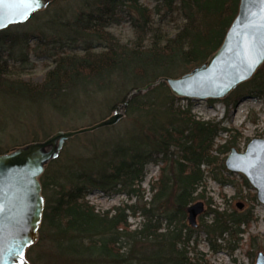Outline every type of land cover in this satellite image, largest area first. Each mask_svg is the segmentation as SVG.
<instances>
[{"label":"trees","instance_id":"16d2710c","mask_svg":"<svg viewBox=\"0 0 264 264\" xmlns=\"http://www.w3.org/2000/svg\"><path fill=\"white\" fill-rule=\"evenodd\" d=\"M81 1L72 21L56 17V31L61 29L68 40L80 39L81 52L58 53L39 82L12 72L11 57L1 56V46L9 39L5 29L0 30V93L17 99L13 109L27 103L60 116L83 115L92 108L103 111L101 115L117 110L124 114L116 125L67 139L58 156L46 163L39 176L44 209L38 239L26 253L47 243L66 264H198L193 261L198 257L188 255L194 251L190 241L196 239L184 221L186 208L203 185L201 166L214 162L215 137L228 130L219 122L197 118L191 102L182 105L181 98L170 93L165 78L188 72L220 46L239 0H154L152 8L139 0ZM122 7L129 11L134 32L129 43L104 32ZM162 10L182 16L183 23L171 36L153 24V16ZM31 37L33 33L11 36L9 45ZM38 37L46 40L42 34ZM93 39L104 40V47L93 50ZM149 83L154 84L142 91ZM246 90L264 96V62L232 95ZM1 117L0 153L49 136L44 132L42 139L34 135L8 148L2 144L7 117ZM36 118L37 125L45 123L42 114ZM149 163L160 167L145 198L141 183ZM243 183L249 186L244 177ZM93 191L133 201L100 212L86 199ZM205 213H212L210 223H201L211 251L221 248L216 239L242 232L240 225L252 220L247 212ZM130 216L141 218L133 228Z\"/></svg>","mask_w":264,"mask_h":264},{"label":"rangeland","instance_id":"374dc122","mask_svg":"<svg viewBox=\"0 0 264 264\" xmlns=\"http://www.w3.org/2000/svg\"><path fill=\"white\" fill-rule=\"evenodd\" d=\"M139 2L149 8L155 5L154 0H139ZM81 3V0H50L44 9L35 12L26 21L11 24L5 28V36L9 40L1 46V56L2 58L11 57L9 62L13 73L24 80L39 82L46 70L54 65L53 60L58 53L81 52L83 43L80 39L68 40L62 35L61 29L56 31L58 30L57 15L61 16V20L72 21L73 14L80 9ZM122 8L123 11H118L109 19L110 22L104 27V32L114 35L120 43H129L134 32L129 11ZM182 23V16L176 10L169 13L162 10L159 15L153 16L154 26L159 27L161 33L166 36L173 35ZM25 33H33L34 37L28 41L14 42L12 46L9 45L12 42L11 36L22 38ZM41 34L46 40L40 41L38 36ZM92 41L93 50L99 51L104 47V40L93 39ZM237 87L225 98L180 99L182 105L191 102V111L197 118L219 122L221 127L228 130L219 132L215 137L212 151L214 162L212 165L201 166L204 172L203 185L198 189V195L192 201L200 200L205 207L204 212L197 217L198 225L193 228L195 231L192 238L196 239V243L190 241V248L193 247L194 251L188 253L190 257L199 258L193 260L198 264H255L256 253L259 251L264 253V204L258 202L256 196L255 199L252 198L255 190L243 183V175L228 171L224 165L230 148L235 147L243 151L251 138H264V96H256L246 90L234 98L232 94ZM141 90L143 91L144 87ZM16 102L17 99L14 96L0 93V121L1 116L7 117L5 127L2 125V144L8 148L30 141L34 135L42 139L44 132L47 133L46 135H51L57 130L75 129L70 126L72 124H79L77 127L86 126L85 123L90 120L92 124L112 114L102 113L101 115L103 111L92 108L83 115L60 116L44 107L40 109L27 103L20 104L18 109H13L14 104H18ZM37 113L42 114L45 120V123L40 126L36 123ZM123 118L124 116L121 119ZM223 145L226 146L223 147ZM159 167L160 163H149L145 167V176L141 183L146 191L145 198L150 197L149 188L158 176ZM86 199L100 212L122 202L133 201L122 194L107 196L97 191L88 194ZM237 203H242V207L238 208ZM209 209L247 212L252 220L248 226L240 225L242 232L236 234L233 231L232 234H224L223 237L216 239L215 243L221 248L218 251H211L208 236L201 229L202 222L212 221V213H205ZM140 221V217L130 216L128 218L132 228ZM184 221L188 225L186 217ZM54 252L49 244L40 243L27 251L26 260L28 263L34 261L37 264H66V261Z\"/></svg>","mask_w":264,"mask_h":264},{"label":"water","instance_id":"95a60500","mask_svg":"<svg viewBox=\"0 0 264 264\" xmlns=\"http://www.w3.org/2000/svg\"><path fill=\"white\" fill-rule=\"evenodd\" d=\"M50 0H0V30L22 23L46 7ZM253 68L249 65L254 61ZM264 62V4L261 0H239L235 17L220 46L201 64L165 81L171 94L180 98H225L239 84L249 80ZM153 85L149 83L144 87ZM124 116L115 111L92 124L57 130L43 140L28 142L0 153V264H27L25 253L38 238L44 197L39 176L48 161L56 158L64 142L76 135L113 126ZM225 168L244 176L254 188L258 202L264 204V138H251L243 151L232 147ZM241 208L242 203H237ZM205 210L202 201L186 208L189 226ZM255 264H264L259 251Z\"/></svg>","mask_w":264,"mask_h":264},{"label":"snow or ice","instance_id":"6c2138e0","mask_svg":"<svg viewBox=\"0 0 264 264\" xmlns=\"http://www.w3.org/2000/svg\"><path fill=\"white\" fill-rule=\"evenodd\" d=\"M261 3L264 4V0H261ZM259 61H254L252 64L249 65V68H253L255 66V63H258Z\"/></svg>","mask_w":264,"mask_h":264}]
</instances>
